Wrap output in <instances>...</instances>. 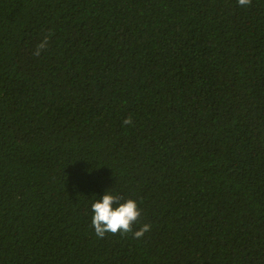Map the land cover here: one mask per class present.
<instances>
[{
  "label": "trees",
  "instance_id": "obj_1",
  "mask_svg": "<svg viewBox=\"0 0 264 264\" xmlns=\"http://www.w3.org/2000/svg\"><path fill=\"white\" fill-rule=\"evenodd\" d=\"M0 264H264V0H0Z\"/></svg>",
  "mask_w": 264,
  "mask_h": 264
},
{
  "label": "clouds",
  "instance_id": "obj_2",
  "mask_svg": "<svg viewBox=\"0 0 264 264\" xmlns=\"http://www.w3.org/2000/svg\"><path fill=\"white\" fill-rule=\"evenodd\" d=\"M241 6L249 3V0H238ZM45 47L42 42L37 46L35 55ZM124 123H130L125 120ZM96 199L90 203L91 225L98 238H103L107 233H128L132 232L135 238H140L151 228L150 224L140 225L133 230V224L138 220L141 212L136 200L131 198L121 199L117 194L107 189L103 195H96Z\"/></svg>",
  "mask_w": 264,
  "mask_h": 264
}]
</instances>
